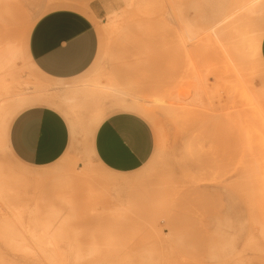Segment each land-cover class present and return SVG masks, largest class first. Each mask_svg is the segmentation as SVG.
<instances>
[{
    "label": "bare ground",
    "instance_id": "obj_1",
    "mask_svg": "<svg viewBox=\"0 0 264 264\" xmlns=\"http://www.w3.org/2000/svg\"><path fill=\"white\" fill-rule=\"evenodd\" d=\"M88 1L41 0L37 11L25 17L0 11V16L5 18L0 21V29L23 28L21 46L10 47L9 43L0 46V156L6 153L19 161L9 144V128L18 113L37 105L52 108L64 117L69 145L77 123L96 159L95 132L112 113L131 112L152 126L157 125L163 112L182 122L181 106L167 101L156 84L152 88V83L136 84L133 92L112 80H104L105 70L101 68L96 77L86 75L82 79L52 78L37 68L28 46L36 19L50 10L70 8L87 14L97 30L98 19L90 11ZM125 1L132 9V20L140 17L139 30H171L165 16L177 10L181 2ZM214 1L194 0L196 28L208 43L217 34L224 69L229 73H221L222 78L233 76L235 81L239 80L238 75L244 78V83L239 81L240 93L243 104L252 113L238 128L242 142L234 143L231 141L234 136L229 134L237 120L225 117L227 113L223 112L230 99L228 92L218 100L222 109L205 106L186 109L182 150L174 154L164 150L161 155L162 163L170 159L182 162L180 171L153 167L146 174H125L105 167L97 159L98 166L92 165L90 176L84 178L87 175L81 174L83 166H74L73 180L68 181V186L72 185L69 200L73 203L75 220L59 224L55 229L54 224H48L41 230L24 231L14 229L12 223L1 222L0 264H264V61L258 18L264 0H218L217 10ZM112 27L116 30V21ZM19 55L24 56L25 67L41 72L47 80L35 79L32 83L22 80L23 69L17 63ZM258 81L263 86L256 89ZM56 90L66 93L57 96L53 94ZM67 150L53 163L17 178L38 184L56 179L67 163ZM151 174L164 175L168 185L152 187L147 181ZM174 174L177 176L173 177ZM74 186L79 190L74 191ZM122 196L145 204L149 201L143 200V196L148 197L161 214L153 215L146 228L141 224L131 228L124 242L123 232L109 230L105 223L84 225L86 205L95 198L111 204L120 202ZM158 216H163L170 236L190 242L183 252L175 251L172 242L168 244L170 252L145 251L143 246L147 242L163 238ZM138 217H131L132 222ZM27 238L33 246L26 244Z\"/></svg>",
    "mask_w": 264,
    "mask_h": 264
},
{
    "label": "rangeland",
    "instance_id": "obj_2",
    "mask_svg": "<svg viewBox=\"0 0 264 264\" xmlns=\"http://www.w3.org/2000/svg\"><path fill=\"white\" fill-rule=\"evenodd\" d=\"M189 2L191 0H181L177 10L165 16L171 30H139L140 17L132 20L134 18L132 9L126 5L125 0H101L104 7L96 24L99 38L96 59L82 74L74 78L82 79L81 77L86 75L96 77L103 69L105 70L104 80H112L116 85L133 92L136 90V84L146 86L152 83L151 88L153 84H156L162 91L161 95H164L172 104L180 105L184 112L181 116V123L176 122L174 116L163 112L156 126L150 124L154 135L152 154L143 166L125 174L141 175L153 167L161 170L166 167L179 170L182 162L170 159L162 163L161 155L164 150L170 154L182 150L183 131L186 128L183 123L186 109L198 108V106L219 109L223 105L219 104L218 100L220 101L228 92L230 99L223 106V112L227 113L225 117L237 120L236 127L231 128L229 134L234 136L231 141L238 144L242 142L238 128L243 121L251 118L252 110L243 104V96L239 88L241 85L239 81L244 83V78L240 75H238V81H235L233 76L227 77V80L222 78L221 73L228 72L224 69L225 63L222 60L218 36L217 34L212 35L214 40L210 43L202 39L201 30L196 28L194 0L190 6ZM217 2L218 0L213 3L216 10ZM37 6L32 13L37 11ZM42 7L45 8V5ZM258 18L261 22L259 23L260 48L264 61V3L260 7ZM2 20L5 18L0 16V21ZM115 21L116 30H113L112 25L114 26ZM22 32L23 28L20 27L10 30L0 29V46L4 43H9L10 47L21 46ZM17 63L23 69L20 73L22 80L31 83L35 79L47 80L41 72L28 66L25 67L24 56L19 55ZM262 86L259 81L255 84L256 89ZM65 93L64 90L53 92L57 96H63ZM220 118L223 119V117ZM86 140L85 132H82L76 123L72 141L65 155L67 163L62 173L56 179L43 184L34 181L23 182L17 178V176L28 174L42 167L22 163L6 153L0 156L2 171L0 175V223H12L14 229L24 231L30 228L41 230L44 225L48 224H54L55 229L59 224L64 225L70 220H75L72 218L73 203L69 200L71 195L69 193L73 192L70 190L72 185L68 186V181L73 180L74 166H83L81 174L82 176L87 175L83 176L84 178L90 176L92 165L98 166L97 159L90 153ZM151 175L147 181L151 182L152 187L168 185L169 180L167 181L164 175ZM175 176L177 174L173 175ZM77 187L74 186V191L79 190ZM144 199H148L149 202L146 201L148 204L137 203L127 196H122L120 202L111 204L103 200L97 201L99 199L95 198V201L86 205L85 213H83L86 221L84 225L95 226L105 223L109 230L123 232L121 241L124 242L129 237L131 228L140 224L146 228L153 215L161 214L153 205L152 199L143 196ZM137 215L139 217L133 223L131 217ZM156 220L163 233V238L154 243L147 242L148 244L143 246L145 251L150 254H164L171 251L168 244L172 242L173 249L177 248L175 251L183 252L181 250L186 248L190 242L186 243L178 237L170 236L163 216H158ZM26 244L33 246L29 239ZM249 259L253 258L249 257Z\"/></svg>",
    "mask_w": 264,
    "mask_h": 264
},
{
    "label": "crops",
    "instance_id": "obj_3",
    "mask_svg": "<svg viewBox=\"0 0 264 264\" xmlns=\"http://www.w3.org/2000/svg\"><path fill=\"white\" fill-rule=\"evenodd\" d=\"M39 0H0V11L24 17ZM94 17L102 15L101 0H89ZM98 33L93 21L75 9L42 13L29 34V53L37 68L52 78L68 79L82 74L98 50ZM264 54V42H263ZM69 129L64 117L46 106H32L18 113L9 128V144L22 163L44 166L56 161L69 146ZM97 159L107 168L129 172L150 158L154 135L150 124L131 112H115L98 126L94 136Z\"/></svg>",
    "mask_w": 264,
    "mask_h": 264
}]
</instances>
